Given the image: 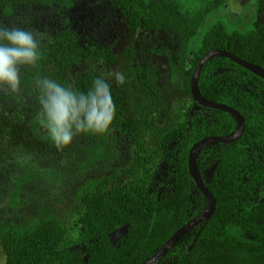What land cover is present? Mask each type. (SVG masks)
Segmentation results:
<instances>
[{"label": "trees", "instance_id": "1", "mask_svg": "<svg viewBox=\"0 0 264 264\" xmlns=\"http://www.w3.org/2000/svg\"><path fill=\"white\" fill-rule=\"evenodd\" d=\"M83 0H0V24L8 27L23 4L61 16ZM130 29L171 31L180 36L178 55L197 61L207 52L230 53L264 70V24L238 31L214 21L202 32L206 14L188 12L176 2L158 0H109ZM27 30V26L22 27ZM38 69H21L19 98L39 106L34 78L50 77L58 83L87 92L98 76L89 71L70 77L79 63L113 64L111 47L84 50L79 36L63 23L51 42L41 49ZM102 61V62H101ZM146 96L157 89L149 66L134 70ZM110 85V84H109ZM198 90L204 100L228 106L244 121V132L232 143H217L198 153L199 171H211L206 188L215 200L207 223L188 231L158 264H264V80L232 60L214 57L202 67ZM115 104L109 129L140 146L142 121L129 117L127 98L110 85ZM236 119L227 112L192 102L179 128L165 132L161 148L170 167V184L163 193L148 190L138 181L98 189L83 199V212L75 240L60 235L50 223L19 237L0 234L5 264H144L184 224L207 205L187 167L193 144L207 137L230 135ZM125 227L124 242L115 247L110 235Z\"/></svg>", "mask_w": 264, "mask_h": 264}, {"label": "rangeland", "instance_id": "2", "mask_svg": "<svg viewBox=\"0 0 264 264\" xmlns=\"http://www.w3.org/2000/svg\"><path fill=\"white\" fill-rule=\"evenodd\" d=\"M158 1L176 2L188 12L203 10L206 19L200 32L214 21L238 31L264 24V0ZM63 23L77 33L84 50L100 44L111 47L115 63H79L70 77L89 71L98 76L101 71L122 72L123 85L114 80L108 83L126 96L127 116L142 121L141 145H133L109 129L102 135L81 133L58 150L37 119L39 106L0 91V234L19 237L50 223L60 235L75 240L82 201L92 192L138 181L148 190L163 193L170 184L161 141L166 131L182 125L193 102L189 81L195 59L178 55L180 36L171 31L130 29L109 0H83L61 16L23 4L11 17V25L27 26L28 31L50 38ZM144 66L151 67L157 78L151 96L142 92L134 76V70ZM210 172L201 173L205 183ZM109 238L115 247L120 246L125 227ZM0 264H5L1 246Z\"/></svg>", "mask_w": 264, "mask_h": 264}, {"label": "clouds", "instance_id": "3", "mask_svg": "<svg viewBox=\"0 0 264 264\" xmlns=\"http://www.w3.org/2000/svg\"><path fill=\"white\" fill-rule=\"evenodd\" d=\"M46 40L51 42V38L44 33L0 24V91L19 95L21 69L39 68L43 58L41 49ZM108 80L123 85L125 76L116 69L101 71L86 93L47 76L37 75L34 78L39 103L36 116L58 150L70 145L73 138L81 133L102 135L109 131L115 104Z\"/></svg>", "mask_w": 264, "mask_h": 264}, {"label": "water", "instance_id": "4", "mask_svg": "<svg viewBox=\"0 0 264 264\" xmlns=\"http://www.w3.org/2000/svg\"><path fill=\"white\" fill-rule=\"evenodd\" d=\"M214 57H224L232 60L237 65L241 66L242 68L254 73L255 75L261 77L264 80V70L259 68L258 66L251 64L249 62H246L230 53H225L217 50H212L204 54L196 63V66L193 69V72L190 77L189 81V91L190 95L192 97V100L194 103L199 104L206 108L211 109H217L221 110L227 113H230L237 121V128L236 130L231 133L230 135H225L222 137H207L199 142L193 144L191 149L189 150L188 157H187V167L188 172L197 187V189L200 191V193L206 198L207 205L206 207L194 218H192L190 221H188L186 224H184L180 229H178L155 253L154 255L147 260L144 264H158V262L169 252L170 249H172L177 242L192 228L195 226H198L199 224H202L200 230L198 231L195 239L199 236L201 229L203 226L207 223L210 216L213 214L215 209V200L211 193L206 188L204 179L202 178V174L198 169L197 166V157L195 155V152L200 147H207L211 145H215L217 143H232L237 141L241 135L244 132V121L241 118V116L231 108H229L226 105L210 102L207 100H204L198 90V77L200 74V71L204 64L214 58ZM195 87L197 88V92H195ZM213 143V144H210Z\"/></svg>", "mask_w": 264, "mask_h": 264}, {"label": "bare ground", "instance_id": "5", "mask_svg": "<svg viewBox=\"0 0 264 264\" xmlns=\"http://www.w3.org/2000/svg\"><path fill=\"white\" fill-rule=\"evenodd\" d=\"M195 92H197V88L195 87ZM203 149V147H200L199 149L196 150L195 155L197 156V154Z\"/></svg>", "mask_w": 264, "mask_h": 264}]
</instances>
